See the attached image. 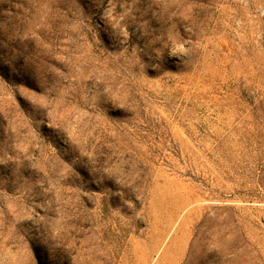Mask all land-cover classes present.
<instances>
[{
	"label": "rangeland",
	"instance_id": "374dc122",
	"mask_svg": "<svg viewBox=\"0 0 264 264\" xmlns=\"http://www.w3.org/2000/svg\"><path fill=\"white\" fill-rule=\"evenodd\" d=\"M0 264H264V0H0Z\"/></svg>",
	"mask_w": 264,
	"mask_h": 264
}]
</instances>
